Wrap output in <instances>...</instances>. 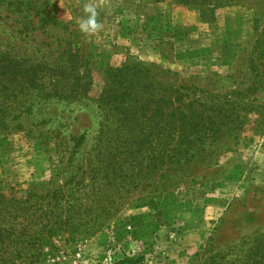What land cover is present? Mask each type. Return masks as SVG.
Returning a JSON list of instances; mask_svg holds the SVG:
<instances>
[{
	"label": "rangeland",
	"instance_id": "obj_1",
	"mask_svg": "<svg viewBox=\"0 0 264 264\" xmlns=\"http://www.w3.org/2000/svg\"><path fill=\"white\" fill-rule=\"evenodd\" d=\"M89 2L103 24L90 36L78 27ZM235 2L201 18L170 1L0 0V53L31 68L34 77L31 84L0 82V189L63 183L70 136H87L95 127L97 111L88 98L109 65L142 61L162 78L228 93L245 117L236 136L195 165V182L175 201L127 206L86 240L61 243L59 254L42 264H111L124 253L143 254L144 264H196L187 256L264 232V73L250 62L264 0ZM33 5L57 23L40 25ZM69 68L71 74L60 75Z\"/></svg>",
	"mask_w": 264,
	"mask_h": 264
},
{
	"label": "trees",
	"instance_id": "obj_2",
	"mask_svg": "<svg viewBox=\"0 0 264 264\" xmlns=\"http://www.w3.org/2000/svg\"><path fill=\"white\" fill-rule=\"evenodd\" d=\"M156 1L193 9L201 18H213L217 8L237 3ZM33 9L40 25L57 23L45 9L34 5ZM252 51L256 57L251 64L262 66L264 73V23ZM71 71L60 69V75L66 77ZM102 72L99 90L87 97L97 111L95 127L87 136L71 134L63 183L40 190L0 189V264L45 263L59 254L61 243L86 240L127 206L159 208L175 201L185 184L195 182V165L223 147V140L236 136L244 124L245 117L239 114L243 106L228 93L190 80L162 78L142 61L109 65ZM30 74L31 68L26 71L16 59L0 53V82L25 79L31 84ZM43 90L48 93L45 86ZM205 253L202 259L198 253L195 258L188 255L187 261L264 264V232ZM144 263L143 254L125 253L111 262Z\"/></svg>",
	"mask_w": 264,
	"mask_h": 264
},
{
	"label": "clouds",
	"instance_id": "obj_3",
	"mask_svg": "<svg viewBox=\"0 0 264 264\" xmlns=\"http://www.w3.org/2000/svg\"><path fill=\"white\" fill-rule=\"evenodd\" d=\"M84 13L86 14L79 22V30L85 35H95L103 30V24L98 20L99 12L97 5L93 2L84 5Z\"/></svg>",
	"mask_w": 264,
	"mask_h": 264
}]
</instances>
